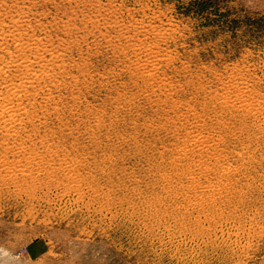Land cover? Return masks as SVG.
Listing matches in <instances>:
<instances>
[{"label": "rangeland", "instance_id": "obj_1", "mask_svg": "<svg viewBox=\"0 0 264 264\" xmlns=\"http://www.w3.org/2000/svg\"><path fill=\"white\" fill-rule=\"evenodd\" d=\"M0 264H264V0H0Z\"/></svg>", "mask_w": 264, "mask_h": 264}]
</instances>
